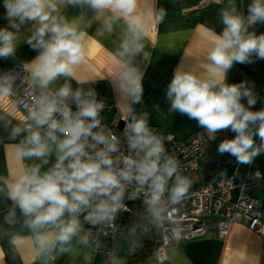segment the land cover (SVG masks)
Instances as JSON below:
<instances>
[{
    "label": "clouds",
    "instance_id": "clouds-1",
    "mask_svg": "<svg viewBox=\"0 0 264 264\" xmlns=\"http://www.w3.org/2000/svg\"><path fill=\"white\" fill-rule=\"evenodd\" d=\"M2 3L7 26L0 28V58L14 55L20 26L32 22L34 31L27 44L39 54L31 62L30 74L42 89L58 77L73 76L76 66L85 59L83 33L75 21L54 15L58 4L88 7L97 13L107 10L111 13L105 19L109 31L115 21L126 20L128 35L121 44L120 55L130 57L142 51V27L136 18L138 0ZM165 14L161 9L156 19L162 22ZM219 17L223 27L219 33L209 30L211 45L205 70L178 67L167 86L166 97L171 112L195 120L210 137L224 131L234 133L219 142L217 151L235 157L239 164L250 165L264 154V107L254 110L259 100L254 85L246 80L229 83L227 78L236 64L264 60V33L256 31L257 25L264 24V0H251L246 14L237 7L236 0H226ZM123 69L120 88L132 103L139 104L142 73L130 63ZM8 80L7 76L0 77V96L10 93ZM103 109V102L91 90L73 91L65 85L38 100L30 111V123L11 128L10 139L26 133L17 145L22 160L35 157L47 164V157L56 154L54 165L43 173L38 165L24 166L13 180H3L6 196L12 202L5 222L13 224L18 209L33 234V242L42 250L57 243L70 244L80 231L77 217L85 210L90 209L85 219L93 225L112 221L133 182L137 185L133 197L144 193L143 204L154 219L164 212L165 193L171 204L180 203L188 194L191 180L179 173L177 160L168 153L163 138L150 127L148 114L129 119L124 129L128 152L125 155L120 151V140L101 124ZM18 243H22L20 238L13 239V244ZM81 243H88L87 235Z\"/></svg>",
    "mask_w": 264,
    "mask_h": 264
},
{
    "label": "crops",
    "instance_id": "crops-1",
    "mask_svg": "<svg viewBox=\"0 0 264 264\" xmlns=\"http://www.w3.org/2000/svg\"><path fill=\"white\" fill-rule=\"evenodd\" d=\"M250 2L236 0L237 7L245 14ZM225 4L226 0H138L136 18L142 27L139 41L142 51L130 57L120 55L121 44L128 35L126 20L115 21L109 31L105 19L111 13L107 10L97 13L88 7L58 4V12L54 15L64 16L68 21L78 24V30L83 33L86 52L84 61L76 66L73 76L58 77L48 88L58 91L68 85L73 91L81 89L86 93L91 90L111 104V109L100 115L102 120L110 121L118 115L130 118L147 113L149 125L169 131L178 139H185L202 128L195 120L169 110L167 86L178 67L201 72L205 70V57L211 45L209 30L214 29L217 33L222 30L219 12ZM161 9L166 14L163 21L159 22L156 15ZM6 26L5 19L0 21V28ZM33 31L32 22L20 26L16 51L7 59L0 58V73L12 65H22L28 71V82L38 86L31 78L30 65L39 53L27 44ZM128 63L142 73L143 93L139 104L132 103L129 95L120 88L123 65ZM241 65H234L228 73L229 83H237ZM258 88L259 110L264 107V75ZM24 122L25 115L10 97L0 96V264H113L93 254L90 245L81 243L82 237L78 234L68 245L57 243L51 248L40 249L33 242V234L18 209L15 222H5L12 202L6 196L3 180H13L24 166L38 165L43 173L56 162L55 152L47 157V164L40 158L22 160L18 156L17 145L26 133L15 139H10L9 133L12 127L24 125ZM256 142L260 143L258 138ZM250 171L258 174L257 192L264 198V154H261L250 165L239 164L236 160L220 172L233 175L230 190L232 199L241 191L246 174ZM210 223V229L204 236L167 246L165 260L157 261L152 252L149 261L139 264H264V237L250 230L243 222H232L228 232L220 236L214 222ZM132 233V226L126 229L123 225L116 264H131L128 245ZM15 238H20L22 243L13 244Z\"/></svg>",
    "mask_w": 264,
    "mask_h": 264
},
{
    "label": "built area",
    "instance_id": "built-area-1",
    "mask_svg": "<svg viewBox=\"0 0 264 264\" xmlns=\"http://www.w3.org/2000/svg\"><path fill=\"white\" fill-rule=\"evenodd\" d=\"M28 71L19 64L12 65L0 77H9L11 91L8 94L14 104L25 115L24 124L30 123V111L44 95H53L57 91L50 88H40L28 82ZM96 99L103 102V112L111 109V104L101 95ZM75 111V105H72ZM131 118V117H130ZM128 117L118 115L112 120H102L101 124L106 132L116 136L120 142L121 153L127 155V146L124 129L129 121ZM153 131L161 136L168 153L179 164V173L189 175L200 169L201 159L208 145L216 138L210 137L203 129L191 134L185 139L176 138L171 132L150 125ZM188 177V176H187ZM258 174L250 171L246 174V182L235 199L231 198L230 190L233 186V175L219 173L201 185L189 188L186 197L178 204H171L165 193L164 212L159 219L150 214V223L154 230V258L157 261L165 260L167 246L182 243L189 239L204 236L210 229L213 221L220 236H224L232 222H243L250 230L264 237V198L257 192ZM137 185L133 182L125 191L123 206L110 222L93 225L85 217L90 209L83 211L77 219L80 224L78 235H87L88 244L95 255L102 256L112 263L119 254L118 241L123 230L121 222L123 215L131 211V204L144 200V193L133 197ZM146 218V217H145ZM65 219H68L66 216ZM213 219V220H212ZM144 232L151 230L149 225H142Z\"/></svg>",
    "mask_w": 264,
    "mask_h": 264
},
{
    "label": "trees",
    "instance_id": "trees-1",
    "mask_svg": "<svg viewBox=\"0 0 264 264\" xmlns=\"http://www.w3.org/2000/svg\"><path fill=\"white\" fill-rule=\"evenodd\" d=\"M4 8L2 0H0V21L4 18ZM264 33V24L258 25L257 34ZM262 75H264V60H258L252 64H242L237 83L246 80L250 85H254V91L260 96L258 88ZM246 103V101H244ZM254 110H258V102ZM234 133L224 131L219 133L216 138L208 145L201 159L200 169L190 173L188 178L193 186H198L206 182L208 179L218 175L232 163L236 161L235 157L229 154H221L217 151L218 144L223 138H231ZM131 211L126 212L121 220L125 228L133 227L130 243L128 245V256L131 264H139L149 261L154 251V236H152L153 228L150 223L149 213L143 204V200L131 204ZM146 217V218H145ZM149 225L150 232H144L142 225Z\"/></svg>",
    "mask_w": 264,
    "mask_h": 264
},
{
    "label": "rangeland",
    "instance_id": "rangeland-1",
    "mask_svg": "<svg viewBox=\"0 0 264 264\" xmlns=\"http://www.w3.org/2000/svg\"><path fill=\"white\" fill-rule=\"evenodd\" d=\"M191 174H192V173H191ZM187 176H188V175H187ZM171 183H172V182L170 181V182H169V186H171ZM166 195H167V197H168V194H167V193H166Z\"/></svg>",
    "mask_w": 264,
    "mask_h": 264
}]
</instances>
